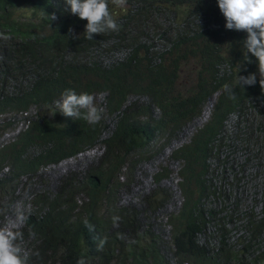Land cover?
<instances>
[{
    "label": "trees",
    "instance_id": "1",
    "mask_svg": "<svg viewBox=\"0 0 264 264\" xmlns=\"http://www.w3.org/2000/svg\"><path fill=\"white\" fill-rule=\"evenodd\" d=\"M23 6L30 13L19 20L15 14ZM109 8L119 32L93 34L87 40V21L71 14L65 0H0V116L35 111L25 128L0 142V206H10L22 183L45 166L101 143V155L84 172H70L53 191L46 188L31 196L21 247L40 255L32 256L30 264H76L81 257L87 264H239L242 255L250 254L249 245L226 252L222 237L209 247L200 243L199 235L216 217L210 208V199L217 196L212 160L219 159L225 145L227 118L235 115L237 125L247 120L245 115L264 114L258 62L251 53L245 58L247 33L225 28L217 0H126L124 8L109 0ZM44 13H55L57 19L48 21ZM166 13L173 17L174 29L170 35L169 29L157 34L163 41L157 48L150 34L162 27ZM197 19L206 23L196 25ZM110 41L113 46L126 44L123 58L104 63L90 55L91 48ZM184 72L193 79L183 87ZM249 74L256 75L255 85L236 86V76ZM226 83L234 86V100L223 93ZM65 89L104 93L103 109L114 120L113 129L104 136V116L96 125L61 113L49 118ZM212 95L216 99L208 119L171 153L180 162L183 200L168 218L171 248L166 251L165 241L149 225L142 226L141 210L118 203V190L122 177L146 159L152 142L175 138ZM11 127L8 121L0 124V136ZM169 175L164 167L154 174V182ZM169 196L156 186L143 198L144 207L154 210ZM261 212L247 223L254 239L264 231V208ZM6 213L0 214V227ZM114 216L120 217L118 228L113 227ZM85 219L95 231L84 227ZM118 232L125 238L118 239ZM96 237L107 240L99 252ZM250 255L249 264H264V238Z\"/></svg>",
    "mask_w": 264,
    "mask_h": 264
},
{
    "label": "rangeland",
    "instance_id": "2",
    "mask_svg": "<svg viewBox=\"0 0 264 264\" xmlns=\"http://www.w3.org/2000/svg\"><path fill=\"white\" fill-rule=\"evenodd\" d=\"M29 13V6H23L17 10L15 16L20 20ZM172 20L173 17L166 13L160 21L162 27L150 34V37L153 38L151 41L157 48H161L163 45V41L157 34L169 29L168 35H170V30L174 29ZM203 21L206 23L205 19H197L195 23L199 25ZM112 42L91 48L90 55L104 63L123 58L127 50L126 44L113 46ZM192 79L193 75L188 76L184 72L182 86L191 84ZM93 96L98 107L103 109L105 94L96 93ZM132 99L144 100L143 97H138V99L132 97ZM215 99L216 95L209 97L202 107L201 114L189 122L175 138L167 140L166 137H157L147 150L146 159L139 163L133 172L125 178L122 177L123 183L118 190V203L134 206L141 210L142 226L149 225L150 229L165 241L166 251L171 248V227L168 218L178 211L183 200L178 188L177 176L180 162L172 159L171 153L187 143L197 128L208 119ZM54 110H57L55 106ZM55 113L59 114L60 112L57 110ZM34 114L35 111L31 110V112L23 114L0 116V124L7 121L12 124V127L0 136V142H6L13 138L18 131L25 128L27 117L34 116ZM47 115L54 120L57 114L48 112ZM103 116L108 123L105 136L113 129L114 120L105 115L104 109ZM236 120L235 115L227 118L223 133L225 145L221 147L219 159L212 160L217 196L210 199V208L214 210L216 217L211 218L204 232L199 235V241L203 245L215 247L219 237H222L226 243L224 247L226 252L229 247L237 249L241 245L245 247L249 245V253L252 254L264 238L263 231L257 239H254L250 234L252 228L247 227L248 221L260 217L261 210L264 208V114L255 117L245 115L244 123L240 122L237 125H235ZM102 151V144L97 143L93 148L74 157L42 168L37 177L33 176L30 181L22 183L1 226H12L11 212L17 205L22 204L30 212L31 196L34 193L46 188L53 191L66 174L84 172L90 164L98 160ZM164 167L169 169L170 175L156 185L153 176ZM156 186L166 189L170 196L162 206H157L152 210L144 207L143 198L149 195ZM166 254L168 257L170 256L169 252ZM250 254L246 258L242 255L241 259L239 258V264H249Z\"/></svg>",
    "mask_w": 264,
    "mask_h": 264
},
{
    "label": "clouds",
    "instance_id": "3",
    "mask_svg": "<svg viewBox=\"0 0 264 264\" xmlns=\"http://www.w3.org/2000/svg\"><path fill=\"white\" fill-rule=\"evenodd\" d=\"M112 4L124 8L126 0H111ZM65 4L71 14L87 21L85 26L84 38L92 40L93 34L104 35L107 33H116L120 30V25L110 11L109 0H65ZM220 12L225 18V28L229 30L244 31L247 38L244 41L247 53H251L258 62L259 75L261 77L259 84L264 88V0H217ZM48 21L57 19L55 13L45 14ZM69 33L73 30L70 28ZM74 38H79L74 36ZM249 63L251 61H248ZM239 71V68H237ZM257 82L255 74L247 76H236L237 85H255ZM231 84L223 85V93L229 99H235L236 94ZM55 108L64 116L75 120L83 119L90 125L98 124L103 116V109L98 107L96 99L87 92L77 93L73 89H65L61 98L56 101ZM54 110L53 114L57 111ZM10 206L4 204L0 206V214H5ZM31 213L27 211L22 204L17 205L11 212V227H0V264H30L32 256L39 257V251L29 252L21 247L25 239V228L28 225ZM113 227H119V216H114ZM84 227L89 232L95 231L96 227L87 219L84 221ZM28 236L32 239L36 234L31 229L28 230ZM118 239H124V234L118 232ZM97 251H102L107 243L106 238L96 237ZM76 264H87L84 257L79 258Z\"/></svg>",
    "mask_w": 264,
    "mask_h": 264
}]
</instances>
